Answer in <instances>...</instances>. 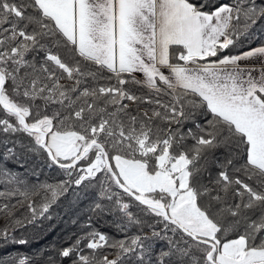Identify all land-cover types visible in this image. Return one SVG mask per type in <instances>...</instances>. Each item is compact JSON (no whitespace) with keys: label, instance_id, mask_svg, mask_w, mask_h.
<instances>
[{"label":"snow or ice","instance_id":"1","mask_svg":"<svg viewBox=\"0 0 264 264\" xmlns=\"http://www.w3.org/2000/svg\"><path fill=\"white\" fill-rule=\"evenodd\" d=\"M258 22L264 0H0V242L83 185L125 235L89 217L68 264H264V45L231 51ZM33 154L68 179L8 167Z\"/></svg>","mask_w":264,"mask_h":264},{"label":"trees","instance_id":"2","mask_svg":"<svg viewBox=\"0 0 264 264\" xmlns=\"http://www.w3.org/2000/svg\"><path fill=\"white\" fill-rule=\"evenodd\" d=\"M260 45H264V22H258L253 26L249 35L241 38L231 51L232 54H237ZM7 163L10 169L19 173L30 184H56L68 179L63 170L56 166L50 167L47 158L41 154L27 155L21 160H9ZM3 187V178H0V190H3ZM97 191L98 189L94 187L83 185L70 187L69 191L60 197L50 209L51 219L38 218L36 223H25L23 228L16 229L14 233L16 238L27 239L29 241L27 244L10 243L5 246L0 242V259L7 260L9 257L18 255L29 256L34 264H45L47 257H53L55 264H68L66 260L58 256V251L67 246L70 237L74 238V234H79L85 228L89 217L99 230L117 238L125 235L118 231L113 223L117 219L115 213L100 217L90 211V205L96 199ZM39 202L37 198V203ZM12 203H15V199ZM133 211L137 209L133 208ZM18 215L22 219L30 218L26 208H21ZM149 222H151L150 219ZM134 231L135 229H129L127 234L131 235ZM144 231L149 230L145 228ZM38 253L43 255H37Z\"/></svg>","mask_w":264,"mask_h":264},{"label":"crops","instance_id":"3","mask_svg":"<svg viewBox=\"0 0 264 264\" xmlns=\"http://www.w3.org/2000/svg\"><path fill=\"white\" fill-rule=\"evenodd\" d=\"M242 64H247V65L256 64V65H259V61L258 60L244 61V62H242Z\"/></svg>","mask_w":264,"mask_h":264}]
</instances>
